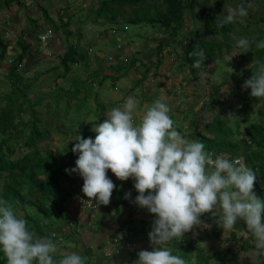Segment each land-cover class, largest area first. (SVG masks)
Wrapping results in <instances>:
<instances>
[{
    "label": "clouds",
    "instance_id": "clouds-1",
    "mask_svg": "<svg viewBox=\"0 0 264 264\" xmlns=\"http://www.w3.org/2000/svg\"><path fill=\"white\" fill-rule=\"evenodd\" d=\"M246 3L244 0L236 8H229L226 15H218L217 27L223 28L234 23L237 17L247 16ZM128 26L122 25L123 32ZM116 28L117 24L114 25ZM48 30L50 35L45 42H40L39 36ZM190 31L185 32L186 38L178 42L179 47H184L183 40L211 38L209 35L208 39L190 37ZM110 33L117 36L114 30ZM51 36L52 31L47 29L36 34L34 42L44 50ZM167 43L168 49L171 48ZM252 44L253 41L240 38L236 47L241 54L248 53ZM255 47L264 49V40L256 42ZM118 49L121 46L115 47ZM168 49L164 50L163 56ZM224 51L221 46L219 55ZM44 55L47 58L52 56L49 51H44ZM193 55L199 56L193 67H202L206 59L204 53L194 52ZM232 58H226L228 63ZM107 61L115 66L111 56H107ZM257 63L256 73L244 82L242 88L250 89L253 98H264V62ZM112 87L117 89L114 85ZM20 91L14 88L13 96L22 104L21 94L24 92ZM24 103H27L25 99ZM138 103L135 97H128L122 106L110 109L102 123H95L94 140L80 135L75 140L71 149L78 154L75 167L65 171L78 174L83 180V196L76 200V209L93 210L97 202L104 206L110 204L116 188L107 175L111 171L122 182L130 178L134 181L133 187L138 195L132 202L154 217L148 233L151 250L138 251L134 264H186L184 259L173 254L170 244L181 240L193 228H210L211 225L202 220L208 213L226 235L241 231L243 235L251 236L255 252L264 255V198L254 192L255 172L239 158L206 151L203 142L182 136L170 115L171 108L161 99L147 106L137 119ZM130 197L131 192L125 193L124 199ZM86 198L92 200L93 208L78 207L79 201ZM35 218L43 226L40 220L43 216ZM239 222L244 224V229L236 228ZM48 236H37L30 230L27 220L17 214L13 204L0 198V253L6 264H85L87 257L76 251L62 250L56 242L59 237L52 233Z\"/></svg>",
    "mask_w": 264,
    "mask_h": 264
},
{
    "label": "crops",
    "instance_id": "crops-1",
    "mask_svg": "<svg viewBox=\"0 0 264 264\" xmlns=\"http://www.w3.org/2000/svg\"><path fill=\"white\" fill-rule=\"evenodd\" d=\"M0 1L2 3L0 5V40L2 45L7 47L5 49L6 52L13 58L21 53L20 48L18 50L13 49L12 46L15 42L18 46L21 44L28 46L18 66L19 68L15 71L13 80L10 81L6 80L7 77L4 78L6 68L10 65L7 63L9 59L1 62L0 80H2L0 83L3 85L5 80L6 85L11 83L13 88H18L20 91L21 88L30 86V83L38 78V82H42L41 85L42 90L45 91V97L49 96L51 90H54L52 94H55L56 91L60 93L61 98L58 105H56L57 113L52 119L63 120L64 125L50 122V127L48 128L50 135L51 131H53L58 140V136L64 138L62 146H69L71 151L80 130L88 133L89 137L94 140L96 133L93 131V127L95 123L96 125L102 123L105 118L95 120L96 117H94L93 121L86 122L82 119L83 115L88 113H92L94 116L100 115L104 110L96 109L98 106L94 101L97 97L102 94V91L120 93L121 88L126 91H123L120 97L110 99L109 95L104 107L106 110L112 109L117 103L121 104L118 100L124 102L123 99L128 98V94L135 93V95H132L139 102L137 109L138 119L147 106H150L156 99H161L171 108L170 115L175 122L176 130L185 138L196 140L197 134L202 129L196 123L197 120L195 122L192 118V115L194 117L198 113L191 102L193 89L188 88V93L184 95H181L183 92L177 93L180 90L179 87L183 78L173 75L172 79L170 78L167 81V77L165 78L161 73L163 71V67L159 65L161 60L158 61L155 58L154 51L149 50L148 53L143 54V57H138L140 54L137 55L138 52H134L136 50L130 51L127 43L132 41H130L128 36H124L126 31L123 32L122 25H127L124 20L125 24L121 20L116 23V29H114V26L104 28L106 33V29L114 30L117 33V36L113 37L110 35L108 36L109 39L106 38L105 40L114 42L110 48L115 49V47L121 46V49H118L116 53L107 55L111 56L116 62H114V66L107 61V56L102 57L100 52L94 54L98 57L101 56L102 63L100 59L95 60L91 56L92 51L87 45L88 37L86 32L92 29H82L81 26L84 23V19L79 18L81 23H76L78 22L79 10L73 11L74 8L70 7L71 1L52 2L50 0L48 4L41 6L40 11L35 9V3L32 0ZM27 1L30 4H27L29 3ZM36 4L38 3L36 2ZM38 6L40 5L38 4ZM52 9H54V12H52ZM56 14L57 17L55 16ZM131 14L129 12L127 17ZM27 18L32 19L30 25ZM124 18L126 19V17ZM46 21L55 24L58 29H53L52 26L48 25L40 28ZM91 22L95 24L94 19ZM92 27L96 26L93 25ZM47 29L52 31V36L47 47L41 50L34 42L35 36ZM143 41L145 44L148 43L149 39L144 38ZM171 42H175L177 47H179L177 41L173 40ZM150 43L153 44V41L150 40ZM162 44L166 45L164 41H162ZM171 45L175 47L174 44ZM134 46H137V44H134ZM69 48L77 49L81 57L75 63L68 65V71L63 73L62 68L59 66V58ZM44 51H49L52 56L50 58L45 57ZM132 58L138 61L134 62ZM104 62L107 64H103ZM133 62L134 68H128ZM176 64L177 62H173L172 66L174 67ZM103 67L108 69L103 75H100L99 70ZM145 67L147 69H144ZM115 68L119 69L117 73L114 72L115 70H111ZM84 72L85 76H83ZM111 75L116 78L115 82L113 81L114 83H110ZM35 76L37 77L36 79H34ZM108 84L114 85L117 88L116 91L108 89ZM149 85H156V91L150 93L140 92L143 86L147 90ZM181 85L183 86V83ZM91 87H93V90ZM89 89L93 102L91 106L86 107ZM74 92H77V94L72 97ZM1 93L6 94L5 92ZM169 93L177 94L174 97V95ZM154 94L156 95L153 96ZM31 103L33 102L30 99L29 105H32ZM27 105V103H24L21 107L25 108ZM64 105L66 106L65 110H63ZM48 106L50 109V103ZM178 108L180 111H178ZM69 114L72 115L70 119H68ZM183 115L184 118L187 117L182 122L183 118L181 116ZM72 120L76 122L74 128L68 124ZM187 120H190L188 126L195 129L194 132L191 131L192 134H185L188 128L184 127V123ZM56 127H60V132L56 131ZM201 134L207 138L213 137L212 135H205L203 132ZM74 156L76 160L78 154H74ZM75 160L72 165L73 168L75 167ZM107 175L116 185L109 205L104 206L97 202L93 210L78 211L75 205L76 200L83 196L81 192L83 180L78 174L73 173L72 177L64 183L66 191L65 195H63L64 199L61 195L59 207L53 210L51 217L43 220L45 225L40 227L47 234L52 233L59 237L60 241L59 239L55 241L58 242V246L62 250L76 251L87 257L85 264H134L138 251L141 249L151 250L148 233L151 230V222L154 217L146 210L138 208L132 202L138 193L133 187L134 181L131 178L122 182L111 171H108ZM259 181L262 182L263 180ZM259 181L257 179L258 187L262 189V183L260 184ZM128 192H131V197L124 199L125 193ZM47 219L52 220L46 223ZM202 220L209 223L211 227L193 228L181 240H174L170 244V247L174 250L173 254L180 256L184 260L188 258L186 264H264V255L255 252L254 241L251 236H245L241 231H233L226 235L222 229L215 225L211 213L205 214ZM244 227L242 222L236 225L237 229H244ZM183 244L188 245V248L182 247ZM191 247L193 254L187 257L184 255V251L186 249L189 250ZM196 254L199 256L197 257Z\"/></svg>",
    "mask_w": 264,
    "mask_h": 264
},
{
    "label": "trees",
    "instance_id": "trees-1",
    "mask_svg": "<svg viewBox=\"0 0 264 264\" xmlns=\"http://www.w3.org/2000/svg\"><path fill=\"white\" fill-rule=\"evenodd\" d=\"M147 0H102L105 6L98 7L95 12L96 18L101 17L102 22L105 19L111 25H115V19L121 16L118 10L109 9V5H130L135 6L140 3H145ZM160 2L163 7V12L146 15V11L135 8L131 11L129 17H120V20L129 25H149L156 29H161L160 36H166L168 40H175L180 42L183 38L182 21L186 15V20L196 24L199 22L202 30L210 37H219L218 41L210 42L203 39L194 38L191 41H185L184 47L181 48L182 63L186 64L188 72L194 74V61L199 59V56L193 55L194 52H203L206 57L205 62H212L216 57L215 54H220L221 46L225 48L226 53L232 50V47L240 38H247L253 41L252 47L248 53H242L238 49L237 56L239 58L247 57L249 67L243 69L246 72L247 79L251 75L256 73L258 67V61L264 62V49H257L255 43L260 40H264L261 34V29H232V25H225L223 28L217 27L218 14L214 8L207 7L206 10L196 11L195 6L203 7L208 1L206 0H156ZM221 0H214L213 3L219 5ZM256 1V0H254ZM264 3V0H262ZM38 11L42 8L35 3L34 5ZM246 6V5H245ZM147 8V5H145ZM264 11V8H263ZM185 14V15H184ZM220 16V15H219ZM221 17V16H220ZM264 17V12H263ZM198 19V21L196 20ZM264 22V19H261ZM113 25V26H114ZM112 26V27H113ZM128 29V28H126ZM165 38V37H162ZM186 38V37H185ZM162 40L158 43L159 46L155 48V58L159 61L163 57L165 49H168L167 45L162 44ZM168 44V43H167ZM171 48L173 46L168 44ZM28 46L20 45V54L9 59L8 68L4 78L6 80H13L15 71L21 63L23 54L26 52ZM175 48V47H174ZM76 53H72V52ZM170 48L165 51L167 54L171 52ZM5 47L0 40V63L6 61ZM196 56L197 58H194ZM80 54L77 49H66L64 54L59 58V66L62 68L63 73L68 71V65L75 63ZM197 59V60H198ZM222 60V59H221ZM134 62H136L134 60ZM144 69H147L145 67ZM115 70L117 73L119 69ZM96 75V74H95ZM111 77V82L114 83L115 77ZM37 77L35 76L34 79ZM95 79V78H94ZM93 79V80H94ZM229 80L235 82V74H233ZM114 81V82H113ZM217 89L212 90V99L210 104L218 103L214 96H217ZM250 92V89H249ZM77 92H74V97ZM24 99L29 103L26 95L21 94ZM60 93L58 91L53 94L50 100L51 108L48 109L51 114V118L56 116L58 105V99H60ZM41 98L36 97V101ZM248 100V97L246 98ZM264 103V98H259ZM69 102V97H68ZM66 104V102H64ZM17 102L16 97L4 94L0 92V177L2 178V185L0 187V198H4L10 201L17 214L23 216L28 222L30 230L34 231L39 237H49L45 230H42L37 219H31L27 215V209L36 212L35 215L43 216V218L51 217V213L55 208L59 207L61 195L64 199L66 191L64 189V183L68 181L72 174H67L66 169L73 168V162L75 156L70 147L67 145L50 147L48 140L50 139L49 125L44 122L42 126L39 122V116H45L44 111H39L34 105H27L25 108L21 107ZM66 106H63L65 110ZM22 115H25L23 119ZM215 121V122H214ZM212 123L215 135L211 138H207L201 133L197 134L196 140L204 143L206 151H214L216 153H226L231 158H239L241 162L247 167L251 168L259 180H264V157L261 151L264 149V132L252 127L247 126L243 137L233 139L231 130L226 129L223 121L219 116L213 117ZM60 127H56V131H59ZM213 128V127H212ZM54 130V129H53ZM69 131V129H68ZM73 134V133H71ZM78 135L88 138L89 134L86 132L78 131ZM44 142L42 147L40 143ZM254 192L260 198H264V189L258 187L257 182L254 184ZM60 198V199H59ZM0 264H6L5 258L0 253Z\"/></svg>",
    "mask_w": 264,
    "mask_h": 264
},
{
    "label": "rangeland",
    "instance_id": "rangeland-1",
    "mask_svg": "<svg viewBox=\"0 0 264 264\" xmlns=\"http://www.w3.org/2000/svg\"><path fill=\"white\" fill-rule=\"evenodd\" d=\"M32 1L33 3L37 2L40 6H44L45 4H48L50 0H32ZM51 1L52 2L71 1L70 7L74 8L73 11L76 12L79 10L78 22L76 23L78 24L81 23L79 18L84 19V23L81 26L82 29H92V30L87 31L86 35L88 37L87 45L91 48V51H92L91 56L94 57L95 60L100 59V62H101V56L106 57L109 53L111 54L116 53L117 50L110 48L112 44H114V42L110 40L105 41L106 38L109 39L108 36H110L111 34L110 29H106L107 33L104 32L105 27L109 28V27H112L114 24L112 25L110 23L108 24V22L106 21L107 19H105L104 22H102L101 17L96 18L97 16H95V12L97 11L96 9L98 7L105 6L103 4L104 2H101L102 0H73V1L72 0H51ZM206 1H208V3H206L202 8L199 7L197 4L195 6V10L196 11L206 10L207 7H211V8H214L216 13L220 15L221 17L227 14V10L229 8H236L238 5L244 2V0H221L219 5H217L216 3H213L214 0H206ZM27 4H30V2ZM0 5H2L1 1H0ZM145 5H147V8L145 7ZM109 7H110L109 9L118 10L119 14L121 15L119 16V18L115 19V24L118 23V21L120 20V17H127L129 12L133 11L135 8L140 9V10L144 9L146 11L145 14L146 15L148 14L150 16L163 12V7L160 5V2L156 0H147L145 3H140L135 6L111 4L109 5ZM246 7H247V12H248L247 16L237 17L236 21L234 23H231L232 29L234 30L261 29L262 31L261 34L263 35V38H264V22L261 21V19H264L263 1L262 0H256V1L247 0ZM52 12H54V9H52ZM55 16L57 17V14ZM93 19L96 25L93 24V22H91V20L93 21ZM27 20H28V24L30 25V22L32 19L27 18ZM196 20L198 21V19ZM50 24H51L50 21H46L44 22L42 26H40V28H43L44 25H48L50 27L52 26L53 29H58L55 24H51V25ZM123 24L125 23L123 22ZM93 25L96 27H92ZM181 28L183 29L184 32H188L192 30L190 31V34H191L190 37L195 36L199 38L208 39L207 34L202 30L199 22L194 24L193 22L191 23V21H187L186 15L182 21ZM160 32H161V29H156L154 27H150L149 25L145 24V25H140V26H134V28L133 26H128V29L126 30L124 36L125 37L128 36L130 38V41H132V42L127 43L129 50L130 51L136 50L134 52L135 53L138 52L137 55L140 54V56L138 57H143V54L148 53L149 50L155 51L154 47L159 46L158 43L161 41V39L164 40L165 43H167L168 41L169 43L174 44L173 42H171V40H168L166 36H162V37H165V38H162L160 36ZM144 38L149 39L148 43L144 44V41H143ZM183 38H185L184 33H183ZM218 39L219 37H211L209 41L216 42L218 41ZM150 40L153 41V44L150 43ZM133 43L137 44V46H134ZM12 47L13 49L18 50L20 48V45L18 46V44L15 42ZM104 47H107V48H104ZM181 48L182 47H177V45L175 44V48L174 47L170 48V50L172 51L168 52L165 56H163V58L161 59V63L159 65L163 67L162 68L163 71L161 73L164 75L165 78L167 77L166 78L167 81H169L170 78L172 79L173 75L181 76V78H183L182 82L180 83V87H179L180 90L177 93L183 92L181 95H184L185 93H188L187 92L188 88L193 89L191 102L194 105L195 109L198 111V113L194 117L192 115V118L194 119L195 122L197 120L196 123L200 125L199 128L202 129L200 133L203 132V134L210 135V136L215 135V131L213 130L215 129L214 128L215 126L212 123L213 117L215 118V116H219L220 119L223 121L225 128L231 130V135L232 137H234L233 139H238L240 136L242 137V135L243 137H245L244 134L247 129V126L249 127L252 126L264 132V103L259 98L251 97L249 89L242 88V85L247 80L246 72L243 69L248 68L249 63H248L247 57L239 58V56L236 55L238 51L236 44L232 47V50L229 53H226V51H224L222 55L215 54L214 57L216 58L213 59L212 62H208V63L205 62V65L200 68L194 67V71H195L194 74L192 72H188V68L186 64L183 65L180 63L182 62L181 60L184 59V57H182V54L180 52ZM5 49H7V47H5ZM97 52L101 53L100 57L94 54V53L97 54ZM229 56H233V58L228 63L226 58ZM4 57L7 59L9 57V54L5 52ZM194 58H197V57L194 56ZM197 59H195V61ZM134 60L138 61L137 59H134ZM100 62H97V63L101 64L102 62L101 63ZM173 62H177V64L174 67L172 66ZM128 68H134V64H132ZM107 69H108L107 67L100 68L99 74L103 75L104 72L107 71ZM233 74H235V82H231L229 80V78ZM83 76H85V72L83 73ZM3 83H4L3 85L0 83V92H5L6 94L11 95L14 88L10 85H6L5 80ZM182 83H183V86L181 85ZM41 84L42 82L40 81L39 83L38 78H37L35 81H32L30 83V86L26 88H21V89L24 92V95L29 96L28 98L31 99V101L33 102L31 104L34 105L37 110L45 112V116L41 115L38 117L39 122L42 126L44 125V122H47V125H49L50 122L52 123L56 122L61 125H64L63 120L62 121L60 119L56 120L55 118L52 119L51 114L49 113V110H48L49 109L48 101L52 99L53 97L52 93L54 90H51L49 92V96L45 97L44 95L45 91L42 90ZM91 89L93 90V87H91ZM96 89L100 91L99 88L96 87ZM108 89H110L111 91H116V89L112 87L111 84H108ZM214 89H217L218 92H217V96H214L213 98H215L216 101H218V103L210 104L211 99H212V90ZM123 91H126V90L121 88L120 93L118 92L110 93L107 91H102V94L99 95V97H97V99L94 102L98 106L96 107V109L100 108L101 110H104V111L101 112L100 115H96V116L92 115V113L85 114L83 115V118H82L83 121L91 122L93 121L94 117H96L95 120H101L105 118V115L107 114L109 110H106V108L104 107L106 106V101L108 100L109 95H110V99L111 98L115 99L117 97H120ZM154 91H156V85H149L147 87V90L145 86H143L142 90H140V92H146V93H150ZM135 92L140 93L139 91L138 92L135 91ZM177 93H169V94L174 95L175 97ZM132 94L135 95V93H132ZM132 94H128V96L133 97ZM155 95L156 94H154L153 96ZM91 96L92 94L89 89L88 97L86 96L88 98L86 101V107L91 106V103L93 102ZM36 97H39L41 99L39 101H36ZM247 97H248V100L246 99ZM126 100L127 98L123 99L124 102ZM118 102L121 103V104L117 103L116 105L118 106H122L124 103L121 100H118ZM58 103H59V99H58ZM116 105L115 107H118ZM199 107L202 113L199 111ZM178 111H180L179 108H178ZM22 117L23 119L26 118L25 115H22ZM71 117L72 115L69 114L68 119H70ZM181 117L183 118L181 120L183 122V120L187 116L185 118H184V115ZM190 120H187L184 123L185 124L184 127L188 128V130L185 131V134H192L191 131L192 132L195 131L194 128H190L188 126L190 123ZM68 124L74 128L76 125V122L75 120H72ZM58 137L60 141L57 139L55 132L51 131V137L48 140L51 148H54L56 146H62L64 142L63 141L64 138L61 136H58ZM43 144L44 142H41L40 147H42ZM261 153L264 157V149L261 151ZM259 183L260 184L262 183L261 186L264 188V181L262 182L259 181ZM1 185H2V178L0 177V187ZM35 213L36 212L34 210L32 213V211L27 209V215L31 219H35V217H37ZM43 220L44 218H41L42 225H45ZM51 220L52 219H47L46 223H49ZM182 247L188 248V245L183 244ZM191 250H192V247L189 250L186 249V251H184V255H186L187 257L191 256L193 254ZM196 255L197 257L199 256L198 254ZM185 261L187 262L188 258H186Z\"/></svg>",
    "mask_w": 264,
    "mask_h": 264
},
{
    "label": "built area",
    "instance_id": "built-area-1",
    "mask_svg": "<svg viewBox=\"0 0 264 264\" xmlns=\"http://www.w3.org/2000/svg\"><path fill=\"white\" fill-rule=\"evenodd\" d=\"M49 35H50V31L48 30L46 32V34H44L43 36H39L40 42H45L46 37H48ZM93 205H94V203L92 202V200H88L86 198L84 200H80L79 201L78 207L81 208V209H84V208L89 209V208H93Z\"/></svg>",
    "mask_w": 264,
    "mask_h": 264
}]
</instances>
